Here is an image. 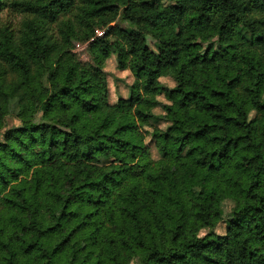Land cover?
<instances>
[{"label": "trees", "instance_id": "16d2710c", "mask_svg": "<svg viewBox=\"0 0 264 264\" xmlns=\"http://www.w3.org/2000/svg\"><path fill=\"white\" fill-rule=\"evenodd\" d=\"M169 1L0 0V264H264V0Z\"/></svg>", "mask_w": 264, "mask_h": 264}, {"label": "rangeland", "instance_id": "374dc122", "mask_svg": "<svg viewBox=\"0 0 264 264\" xmlns=\"http://www.w3.org/2000/svg\"><path fill=\"white\" fill-rule=\"evenodd\" d=\"M169 0H164V3H169ZM14 19V20H13ZM0 21L6 23L11 22L17 24L20 21V17L12 18L7 13L0 15ZM101 32V31H100ZM99 32V33H100ZM89 43H75L72 53H74L75 58L84 65H89V56L90 48ZM148 44L152 50L154 49V42L151 39H148ZM103 71L105 74V81L107 83L108 96L107 101L109 105L116 104L120 99H128L130 97V87L133 84L134 78L130 71L122 70L118 67L117 58L115 54H112L105 62L103 66ZM163 85L170 88L175 86L174 81L169 77H163L160 79ZM158 104L152 110V113L155 117L151 121L150 126L147 130L149 136L146 140V144L149 147V154L154 161H157L161 158V154L158 152L154 140L152 138V132L154 129L158 128L161 130H166L170 123L163 119L166 116L165 106H168L170 102L166 99L164 95L158 97ZM18 101L17 99H12L10 101V109L8 115L5 118V123L9 128H15L21 126L20 120L17 118L18 114ZM253 114L251 118H253ZM235 209V203L231 200H225L222 203V214L223 220L219 223L214 232L217 235H224L226 233V221L231 216L233 210ZM202 235L205 232L201 233ZM132 264H141L139 259H134Z\"/></svg>", "mask_w": 264, "mask_h": 264}]
</instances>
